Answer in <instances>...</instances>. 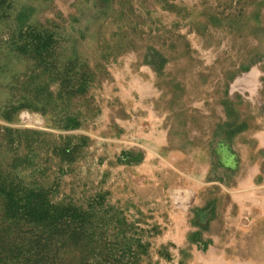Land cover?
<instances>
[{"label": "rangeland", "instance_id": "374dc122", "mask_svg": "<svg viewBox=\"0 0 264 264\" xmlns=\"http://www.w3.org/2000/svg\"><path fill=\"white\" fill-rule=\"evenodd\" d=\"M16 4L21 14L70 36L69 44L92 67L103 65L109 76H101L91 95L106 116L112 111L110 105L105 108L111 90L104 86L110 72L116 70L121 76L130 69L152 81L158 96L155 110L166 116L164 126L169 128L173 148L206 150L224 133L241 144L247 135L245 140L252 143L251 135L264 126V0H110L106 8L89 0H17ZM149 47L156 48L165 61L158 73L144 61ZM0 68H4L0 70L3 88L11 84L13 72L26 70L11 52L5 31H0ZM230 72L237 74L230 92L236 80L247 90H240L232 110L223 96L225 75ZM4 91L0 90L1 101L8 97ZM96 120L73 131L59 129L50 118L28 110L20 112L14 123L0 120L2 128L20 132L14 133L11 143L0 131V163L7 168L14 158L23 160L29 154L30 163L19 168V176L50 188L54 202L87 208L106 196V203L123 210L128 222L143 232V240L152 243L136 264H159L154 247L158 235L151 234L152 228H161L158 223L163 226L171 210L168 191L178 177L169 172L159 182L145 184L142 169L124 168L117 161L125 150V135L122 142L112 140L115 137L106 129L103 114ZM67 135L91 139L70 165L53 153ZM235 238L239 241V236ZM108 240L114 246L118 243L113 236ZM76 256L67 254L64 264H74Z\"/></svg>", "mask_w": 264, "mask_h": 264}, {"label": "trees", "instance_id": "16d2710c", "mask_svg": "<svg viewBox=\"0 0 264 264\" xmlns=\"http://www.w3.org/2000/svg\"><path fill=\"white\" fill-rule=\"evenodd\" d=\"M89 1L98 8H106L110 3ZM16 3L17 0H0V31L8 34V46L26 70L13 72L8 88L0 86L8 94L0 100V120L14 123L20 112L28 110L50 118L62 130L86 128L101 113L91 95L92 89L101 76L107 78L109 73L100 63L92 67L69 44L70 36H62L50 26L21 14ZM144 61L156 73L165 64L152 47L147 48ZM236 76L231 72L225 75L223 96L230 102L226 101V105L231 110L240 98L230 93ZM1 130L11 143L15 141L14 133L20 134L0 126ZM220 137L223 138L214 142L220 150L229 147L232 134ZM61 138L63 144L53 153L68 165L91 143L85 135ZM143 159L144 153L124 151L117 161L139 164ZM29 163V154L23 160L14 158L7 168L0 163V264H64L71 252L77 255L74 264H127L129 260L128 264H136L142 255L148 254L152 243L143 240V232L128 222L123 210L106 203V196L93 200L87 208L72 202H54L50 188L19 176V168ZM112 226L116 229L109 234ZM152 229L153 235L161 233L157 225ZM112 236L118 242L116 246L108 242ZM157 253L167 256L161 250Z\"/></svg>", "mask_w": 264, "mask_h": 264}, {"label": "crops", "instance_id": "0c3cea01", "mask_svg": "<svg viewBox=\"0 0 264 264\" xmlns=\"http://www.w3.org/2000/svg\"><path fill=\"white\" fill-rule=\"evenodd\" d=\"M138 73L110 72L105 108L112 111L101 114L112 140L122 142L125 135L121 153H144L141 163H121L124 168L142 169L145 184L169 172L178 177L168 191L171 210L163 226L158 223L155 259L159 264H264V126L251 135L252 143L244 135L243 144L232 139L221 150L214 142L206 150L173 148L166 116L155 110L154 85ZM232 88L231 94L247 92L237 80Z\"/></svg>", "mask_w": 264, "mask_h": 264}]
</instances>
